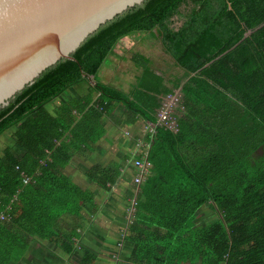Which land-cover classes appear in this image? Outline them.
Instances as JSON below:
<instances>
[{"label": "trees", "instance_id": "trees-1", "mask_svg": "<svg viewBox=\"0 0 264 264\" xmlns=\"http://www.w3.org/2000/svg\"><path fill=\"white\" fill-rule=\"evenodd\" d=\"M190 5L176 31L172 19ZM155 28L176 65L194 76L182 88L176 129L158 125L145 136L151 170L138 209L149 215L148 227L164 233L137 230L132 222L125 238L136 232L134 253L147 264H264V158L252 162L264 147V0H148L89 37L75 60L61 61L25 88L0 111V138L15 128L13 145L0 155V212L11 208V219L0 225L26 224L37 233L42 227L43 234L65 214L97 212L89 192L63 169L102 137L100 120L114 105L156 124L161 98L181 87H168L138 57L132 61L142 74L129 95L99 80L120 41ZM81 83L89 86L87 96L49 110ZM21 172L33 183L22 186Z\"/></svg>", "mask_w": 264, "mask_h": 264}, {"label": "crops", "instance_id": "crops-1", "mask_svg": "<svg viewBox=\"0 0 264 264\" xmlns=\"http://www.w3.org/2000/svg\"><path fill=\"white\" fill-rule=\"evenodd\" d=\"M115 53L116 55L109 57V62L115 57H120L117 51ZM100 73L99 77H102ZM141 74L135 76V84L129 91L118 85L107 86L129 95L139 82L137 79ZM192 77V75L186 76V79L182 80L176 94L177 99L176 97L170 100L168 97L161 98L162 108L156 112V124L130 114L121 106L114 105L100 120L101 127L105 131L102 137L96 144L82 147L72 154L70 162L63 169L69 180L89 192L91 198H88L97 206V212L91 214L84 208L81 218L65 214L55 223L54 229L51 230V227L47 226V231L43 234H41L42 227L37 233L26 224L21 227L7 224L8 228H4L6 224H1L0 264H147L138 260L134 253L135 247L131 241L136 232L129 234L131 240L125 238L128 227L133 222L137 230L160 233H164V230L155 229L154 226L148 227L149 215L138 209L145 180L140 186L134 184L133 177L136 176L137 171L134 169L132 157L143 158L141 154L145 151L144 145L148 142L145 136L150 137L151 134L148 128L154 127L156 133V128L160 125L157 114L161 110L167 108L172 121L177 124V118L174 116L179 109L182 88ZM116 81L120 82V76L117 75ZM88 89L86 83L70 87L60 100L48 105L49 110L56 112L62 104L84 98ZM97 97L96 94L91 95L92 103ZM171 100L174 102L172 103ZM177 102L178 104H175ZM174 107H177V110L173 114ZM139 140L144 142L143 146L138 147ZM15 153L21 155L20 152ZM46 162V160L41 161L42 166ZM106 176H112L113 183H108ZM133 205L134 212L131 214ZM199 220L204 222L207 218L199 216ZM68 238L71 245L68 243ZM116 253L117 255L113 256ZM113 257L115 260L112 259Z\"/></svg>", "mask_w": 264, "mask_h": 264}, {"label": "water", "instance_id": "water-1", "mask_svg": "<svg viewBox=\"0 0 264 264\" xmlns=\"http://www.w3.org/2000/svg\"><path fill=\"white\" fill-rule=\"evenodd\" d=\"M148 0H0V111L102 27ZM194 76V75H192Z\"/></svg>", "mask_w": 264, "mask_h": 264}, {"label": "rangeland", "instance_id": "rangeland-1", "mask_svg": "<svg viewBox=\"0 0 264 264\" xmlns=\"http://www.w3.org/2000/svg\"><path fill=\"white\" fill-rule=\"evenodd\" d=\"M115 51L120 54V57H115V59L110 60L111 62L105 68H102V73H100L102 77H99V80L106 85H118L121 88L125 87L129 91L131 86L135 84V76L140 75L142 70L140 64L132 61L133 57L140 58L147 66L165 77L166 85L170 88H173L174 85L179 83L181 85L182 80L186 79V72L177 67L174 60L167 53L159 32L151 31L128 36L118 43ZM117 75L120 76V82L116 81ZM178 91L179 88L175 89V95L169 96L168 100L170 98L174 99L175 97L177 99L176 94ZM175 104H178V102ZM176 110L177 107H174L173 114ZM14 130L15 128L0 138V155L6 146L13 145L12 134ZM261 158H264V147L254 154L252 162L255 164Z\"/></svg>", "mask_w": 264, "mask_h": 264}, {"label": "built area", "instance_id": "built-area-1", "mask_svg": "<svg viewBox=\"0 0 264 264\" xmlns=\"http://www.w3.org/2000/svg\"><path fill=\"white\" fill-rule=\"evenodd\" d=\"M158 118V122L160 125L166 126L168 129H172L175 130L176 129V122L172 121L171 116H170V111L167 108H164L163 110L160 111V113L157 116ZM149 133L151 134H155V129L154 127H149ZM144 142L139 140L138 141V147L139 146H143ZM145 148L149 147V143L146 142V144L144 145ZM146 153L144 152V158L142 159H135L133 160V165H134V169L137 171L136 176L133 177V181L134 184L137 186H140L144 180H145V174H146V170L149 169L150 164L146 161ZM17 169L19 170V168L17 167ZM21 182H22V186H27L29 184L33 183V176H27L24 173L21 172ZM135 204V202H134ZM10 207L7 208V211L4 212H0V221H9L11 219L10 215H9V211H10ZM134 212V205L133 208L131 210V214H133Z\"/></svg>", "mask_w": 264, "mask_h": 264}, {"label": "flooded vegetation", "instance_id": "flooded-vegetation-1", "mask_svg": "<svg viewBox=\"0 0 264 264\" xmlns=\"http://www.w3.org/2000/svg\"><path fill=\"white\" fill-rule=\"evenodd\" d=\"M194 7H195V6H193V5H190L189 7H183L182 10H181V13H182V15H184V16H182V18L176 17V18L172 19V20H174V23L172 24V27H173V28H176V31H178V30H180V29L182 28V26L185 24V20L187 19L186 16H188V15L191 13L192 8H194ZM178 28H179V29H178ZM153 31H154V32H159V29H158V28H155ZM159 34H160V33H159ZM170 57H171V56H170ZM176 66H177V65H176ZM177 67H179L180 69H182V70L185 71L184 68H182V67H180V66H177ZM185 72H186V71H185Z\"/></svg>", "mask_w": 264, "mask_h": 264}]
</instances>
